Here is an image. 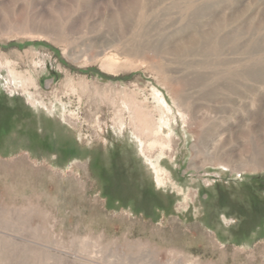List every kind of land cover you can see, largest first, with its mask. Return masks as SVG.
<instances>
[{"label":"rangeland","instance_id":"obj_1","mask_svg":"<svg viewBox=\"0 0 264 264\" xmlns=\"http://www.w3.org/2000/svg\"><path fill=\"white\" fill-rule=\"evenodd\" d=\"M0 264H264V0H0Z\"/></svg>","mask_w":264,"mask_h":264},{"label":"bare ground","instance_id":"obj_2","mask_svg":"<svg viewBox=\"0 0 264 264\" xmlns=\"http://www.w3.org/2000/svg\"><path fill=\"white\" fill-rule=\"evenodd\" d=\"M215 50H217V47L216 48H214ZM256 76V75H255Z\"/></svg>","mask_w":264,"mask_h":264}]
</instances>
